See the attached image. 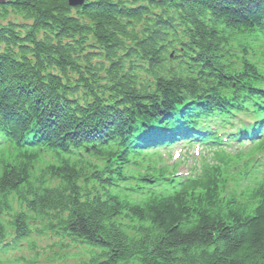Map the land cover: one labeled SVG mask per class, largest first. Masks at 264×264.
Wrapping results in <instances>:
<instances>
[{
  "label": "trees",
  "instance_id": "trees-1",
  "mask_svg": "<svg viewBox=\"0 0 264 264\" xmlns=\"http://www.w3.org/2000/svg\"><path fill=\"white\" fill-rule=\"evenodd\" d=\"M7 1L31 24L0 28V264H47L43 243L264 264V180L229 193L223 163L181 183L157 154L168 129L264 117V0Z\"/></svg>",
  "mask_w": 264,
  "mask_h": 264
},
{
  "label": "rangeland",
  "instance_id": "rangeland-1",
  "mask_svg": "<svg viewBox=\"0 0 264 264\" xmlns=\"http://www.w3.org/2000/svg\"><path fill=\"white\" fill-rule=\"evenodd\" d=\"M8 3L7 0H0V6L6 5ZM87 3V0L85 1V4L81 7H76L73 9H80L82 7H84ZM10 23H15V24H19V25H30L31 22H27L24 20V18H22L21 16H18L16 14H14L13 12H9L7 17L4 18H0V28H3L5 26H8ZM43 31L40 35H44ZM47 34L50 35V33L47 32ZM187 152V153H186ZM185 154H181V151L179 149V147H176V149H174L172 151V154H174V157L176 159L177 155H180L181 158L173 160V162H182L184 160V157L187 155L189 157L188 160H185V167L180 168L181 172H184V174H187L188 170L191 168V166L198 165L199 162L203 159L204 155L203 153H198L197 150H192L190 152L186 151ZM206 159L210 160L211 156H206ZM49 243H43L40 244L41 249L39 250L40 252V257L42 258V260H44L47 264H80L81 262H79L77 259H75L77 256H79V254L75 251V250H65L63 249L60 245H57L56 247H52V248H47ZM52 245V244H51ZM27 254H29V251L27 252ZM7 264H11V263H7Z\"/></svg>",
  "mask_w": 264,
  "mask_h": 264
},
{
  "label": "water",
  "instance_id": "water-1",
  "mask_svg": "<svg viewBox=\"0 0 264 264\" xmlns=\"http://www.w3.org/2000/svg\"><path fill=\"white\" fill-rule=\"evenodd\" d=\"M85 1L86 0H71L70 1V6L73 7V8H76V7H81L85 4Z\"/></svg>",
  "mask_w": 264,
  "mask_h": 264
}]
</instances>
